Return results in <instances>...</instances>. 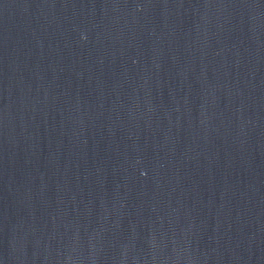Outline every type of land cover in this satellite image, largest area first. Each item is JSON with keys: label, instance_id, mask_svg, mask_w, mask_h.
<instances>
[{"label": "water", "instance_id": "1", "mask_svg": "<svg viewBox=\"0 0 264 264\" xmlns=\"http://www.w3.org/2000/svg\"><path fill=\"white\" fill-rule=\"evenodd\" d=\"M0 264H264V0H0Z\"/></svg>", "mask_w": 264, "mask_h": 264}]
</instances>
